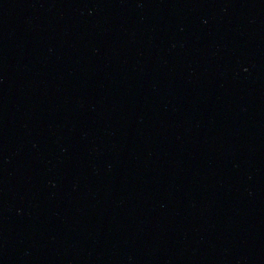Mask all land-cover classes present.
Here are the masks:
<instances>
[{
  "label": "water",
  "instance_id": "95a60500",
  "mask_svg": "<svg viewBox=\"0 0 264 264\" xmlns=\"http://www.w3.org/2000/svg\"><path fill=\"white\" fill-rule=\"evenodd\" d=\"M0 264H264V0H0Z\"/></svg>",
  "mask_w": 264,
  "mask_h": 264
}]
</instances>
